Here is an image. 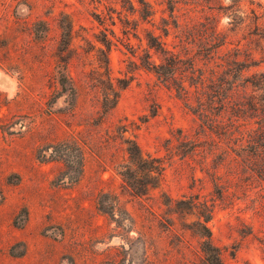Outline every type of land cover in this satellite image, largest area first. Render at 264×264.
Instances as JSON below:
<instances>
[{"label": "rangeland", "instance_id": "rangeland-1", "mask_svg": "<svg viewBox=\"0 0 264 264\" xmlns=\"http://www.w3.org/2000/svg\"><path fill=\"white\" fill-rule=\"evenodd\" d=\"M123 5L0 0V264H206L207 208L222 264H264V181L247 177L225 137L204 135L201 86L181 90V79L147 68L149 52L160 61L147 43L154 27ZM230 20L223 14L227 43L212 57L197 46L182 54H196L208 77L237 59L261 79L264 42ZM143 165L162 169L150 179Z\"/></svg>", "mask_w": 264, "mask_h": 264}, {"label": "trees", "instance_id": "trees-1", "mask_svg": "<svg viewBox=\"0 0 264 264\" xmlns=\"http://www.w3.org/2000/svg\"><path fill=\"white\" fill-rule=\"evenodd\" d=\"M129 3L128 7L123 5L128 12L154 27L153 31L147 30V43L160 61L154 60L149 52L147 68L166 81L181 79V90H187V81L190 87L194 84L201 86V107L196 113L200 116L204 135L210 131L220 138L225 137L229 143L227 153H234L236 159L241 158L247 177L256 175L264 181V73L254 74L260 75L261 79H251L244 62L226 59L227 67L221 76L208 77L197 67L196 54H182L183 50L197 46L200 55L212 57L223 48L228 35L220 28L223 14L231 17L229 23L233 25L232 30H248L252 38L259 36L264 42V0H157L156 3L151 0H129ZM133 28L138 29L139 24ZM67 35L72 37V28ZM105 35V38L98 40L110 48L112 40L107 33ZM70 79V76H64L61 85L65 87ZM242 83L246 87L251 86L252 91L237 96L236 88ZM213 110H220V114L226 112L228 122L220 124ZM240 120L249 122L242 123ZM206 144L207 141L198 136L194 152L202 156ZM127 150L136 162L146 160L136 141L131 140ZM143 167L150 179L162 169L157 165ZM219 185L216 183V187ZM226 192L223 187L218 189V198L223 199ZM200 215L205 221H200V235L205 238L202 244L206 255L204 261L206 264H222V249L214 243L213 232L206 224L213 218V210L207 208L206 213Z\"/></svg>", "mask_w": 264, "mask_h": 264}]
</instances>
